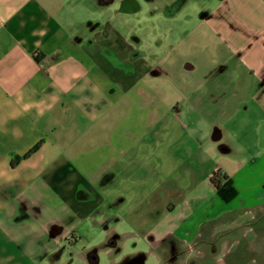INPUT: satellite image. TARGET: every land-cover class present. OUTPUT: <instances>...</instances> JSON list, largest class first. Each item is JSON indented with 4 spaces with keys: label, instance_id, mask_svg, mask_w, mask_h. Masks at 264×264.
<instances>
[{
    "label": "crops",
    "instance_id": "crops-1",
    "mask_svg": "<svg viewBox=\"0 0 264 264\" xmlns=\"http://www.w3.org/2000/svg\"><path fill=\"white\" fill-rule=\"evenodd\" d=\"M143 1L154 0H0V264H97L101 244L117 248L132 195L133 157L122 158L133 144L131 130L117 123L127 109L106 87L119 79L99 52L117 51L116 13L141 15ZM189 2L205 20L206 50L227 51L237 68L240 117L256 123L249 160L215 172L232 180L238 204L262 207L264 0ZM172 5L163 16L176 13V6L167 13ZM124 41L119 51H133ZM145 136L137 137L140 147L149 146ZM183 226L157 238L179 236Z\"/></svg>",
    "mask_w": 264,
    "mask_h": 264
},
{
    "label": "rangeland",
    "instance_id": "rangeland-1",
    "mask_svg": "<svg viewBox=\"0 0 264 264\" xmlns=\"http://www.w3.org/2000/svg\"><path fill=\"white\" fill-rule=\"evenodd\" d=\"M165 5H172L167 13L176 6V13L163 16ZM195 6L154 0L142 2L141 15L116 13L111 37L117 51L99 52L119 79L106 87L114 90L116 107L127 109L117 123L131 130L132 152L122 162L133 157V169L126 204L131 221L118 228L117 248L96 250L97 264H122L133 253H142L145 264H264V201L262 207L237 198L224 203L209 181L216 169L229 172L241 157L249 160L256 123L240 117L245 103L237 98V68L227 51L206 50L205 20ZM142 38L145 49L138 48ZM124 39L133 51H119ZM126 64L139 67L130 72ZM143 133L147 147L137 139ZM182 225L179 236L157 238L158 231Z\"/></svg>",
    "mask_w": 264,
    "mask_h": 264
},
{
    "label": "trees",
    "instance_id": "trees-1",
    "mask_svg": "<svg viewBox=\"0 0 264 264\" xmlns=\"http://www.w3.org/2000/svg\"><path fill=\"white\" fill-rule=\"evenodd\" d=\"M38 145H36L34 148L30 150V153L35 151L37 149ZM16 161L12 162V165L15 164ZM215 178H218L217 172H215L210 178L209 181L211 185L215 188L217 196L222 200L224 203L230 202L232 199H234L237 195L236 189L233 186V182L230 178H228L225 175H222L220 182L218 179L216 180Z\"/></svg>",
    "mask_w": 264,
    "mask_h": 264
},
{
    "label": "flooded vegetation",
    "instance_id": "flooded-vegetation-1",
    "mask_svg": "<svg viewBox=\"0 0 264 264\" xmlns=\"http://www.w3.org/2000/svg\"><path fill=\"white\" fill-rule=\"evenodd\" d=\"M143 255H137V256H131L127 259H125L122 264H142L144 259H143Z\"/></svg>",
    "mask_w": 264,
    "mask_h": 264
}]
</instances>
